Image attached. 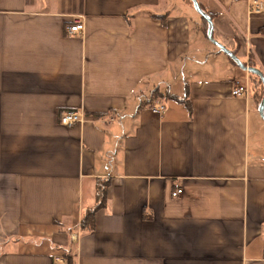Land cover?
Listing matches in <instances>:
<instances>
[{
    "label": "crops",
    "instance_id": "1",
    "mask_svg": "<svg viewBox=\"0 0 264 264\" xmlns=\"http://www.w3.org/2000/svg\"><path fill=\"white\" fill-rule=\"evenodd\" d=\"M197 2L264 75V10ZM203 19L184 0H0V264H264V110L232 94L249 72ZM157 87L178 98L163 113Z\"/></svg>",
    "mask_w": 264,
    "mask_h": 264
},
{
    "label": "trees",
    "instance_id": "2",
    "mask_svg": "<svg viewBox=\"0 0 264 264\" xmlns=\"http://www.w3.org/2000/svg\"><path fill=\"white\" fill-rule=\"evenodd\" d=\"M189 4H192L190 0H184ZM199 3V2H198ZM200 7L204 10L203 6L199 3ZM212 13L210 16L212 17ZM204 20V19H203ZM205 21V20H204ZM203 32L206 34V26H203ZM248 66L257 67V63L253 58H250L248 61ZM250 75V90H252V95L261 99L263 96V84L261 79L252 73ZM157 98H160L162 101L166 99H175L177 100V96L170 93L169 91L161 92L158 87L154 88L151 92L150 101H154ZM182 101H185L184 99ZM109 186V180L104 178H97L94 184V197L95 202L92 206L86 208L83 212L82 218L79 223V230L81 232H90L95 228L96 223V213L99 209L105 207L107 203V189ZM58 226L59 230H64L62 224L59 222H55ZM61 257L64 259L65 264H73L72 257L67 253V251L63 250L61 252Z\"/></svg>",
    "mask_w": 264,
    "mask_h": 264
},
{
    "label": "built area",
    "instance_id": "3",
    "mask_svg": "<svg viewBox=\"0 0 264 264\" xmlns=\"http://www.w3.org/2000/svg\"><path fill=\"white\" fill-rule=\"evenodd\" d=\"M251 12L257 13L264 10V1L263 0H252L250 5ZM84 30V20L83 17L77 15L73 21L65 26V34L67 36H73L81 34ZM232 94L234 96H242L247 97L249 94V83L248 82H241L234 80L232 81ZM151 109L156 112L163 113L165 107L160 98H157L150 104ZM85 119V115L82 111L77 109L66 110L62 114L59 115V123L63 126H73L77 123H81ZM182 193V188L177 187L173 192L172 196L176 197ZM55 261L60 264H65L64 259L61 257H56Z\"/></svg>",
    "mask_w": 264,
    "mask_h": 264
},
{
    "label": "water",
    "instance_id": "4",
    "mask_svg": "<svg viewBox=\"0 0 264 264\" xmlns=\"http://www.w3.org/2000/svg\"><path fill=\"white\" fill-rule=\"evenodd\" d=\"M193 3V6L195 8V10L197 11V13L203 17L207 23H208V28H207V37L208 39L222 52H224L226 55H228L241 69L248 71L249 73L255 74L257 75L263 84V96L259 102V112L262 114L263 110H264V75L262 73V71L256 67H250L245 65V63H243L236 55H234L230 50H228L223 44H221L220 42L216 41L213 36H212V29H213V23L212 20L210 18V16L208 14H206L202 8L200 7L199 3L197 2V0H190Z\"/></svg>",
    "mask_w": 264,
    "mask_h": 264
},
{
    "label": "rangeland",
    "instance_id": "5",
    "mask_svg": "<svg viewBox=\"0 0 264 264\" xmlns=\"http://www.w3.org/2000/svg\"><path fill=\"white\" fill-rule=\"evenodd\" d=\"M205 56H206V55L203 56V57H204V60L202 61L203 63L207 61V59L205 60ZM199 61H201V60H198V62H199ZM203 63H202V64H203ZM250 91H251V95H252V90H250ZM167 100H170V99L163 100V102L165 103V101H167ZM7 246H9V244H7ZM10 246H11V244H10ZM10 246H9V247H10Z\"/></svg>",
    "mask_w": 264,
    "mask_h": 264
}]
</instances>
